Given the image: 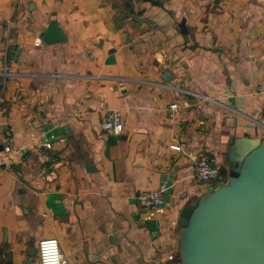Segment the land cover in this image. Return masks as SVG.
Here are the masks:
<instances>
[{"label":"crops","instance_id":"crops-1","mask_svg":"<svg viewBox=\"0 0 264 264\" xmlns=\"http://www.w3.org/2000/svg\"><path fill=\"white\" fill-rule=\"evenodd\" d=\"M52 21L67 41L43 45ZM41 133L52 150L0 163V264H40L46 239L66 264H180L181 211L210 189L196 161L225 172L264 139V0H0V155Z\"/></svg>","mask_w":264,"mask_h":264},{"label":"water","instance_id":"water-1","mask_svg":"<svg viewBox=\"0 0 264 264\" xmlns=\"http://www.w3.org/2000/svg\"><path fill=\"white\" fill-rule=\"evenodd\" d=\"M66 41L57 21L41 36L43 45ZM227 163V182L181 211V264H264V139L238 140Z\"/></svg>","mask_w":264,"mask_h":264},{"label":"built area","instance_id":"built-area-1","mask_svg":"<svg viewBox=\"0 0 264 264\" xmlns=\"http://www.w3.org/2000/svg\"><path fill=\"white\" fill-rule=\"evenodd\" d=\"M39 45V43L37 44ZM205 101H210L209 98L201 97ZM170 109L177 112L180 109L179 104H173ZM104 131L121 133L124 130L123 118L120 111L110 112L102 122ZM56 136L54 133H41L39 137H34L31 144L23 145L19 148L6 147L5 153L0 155V163H6L13 154H21L30 149L31 145H41L45 149L52 150L55 147ZM173 150L181 152L182 148L173 146ZM225 174L221 167L208 157H202L196 161L195 178L202 184H207L210 187H218L224 184ZM165 186L162 185L158 190L141 192L138 195L143 211V222L154 220L156 213H162L166 207V199L164 196ZM38 256L40 264H66L60 243L57 239H46L38 245ZM170 261L175 260V254L168 256Z\"/></svg>","mask_w":264,"mask_h":264},{"label":"rangeland","instance_id":"rangeland-1","mask_svg":"<svg viewBox=\"0 0 264 264\" xmlns=\"http://www.w3.org/2000/svg\"><path fill=\"white\" fill-rule=\"evenodd\" d=\"M227 169V171H225V172H223L226 176H225V181H224V183H226V181L228 180V178H226V177H229V174H228V168H226ZM206 186H207V184H205ZM61 247V246H60ZM62 251V250H61Z\"/></svg>","mask_w":264,"mask_h":264},{"label":"trees","instance_id":"trees-1","mask_svg":"<svg viewBox=\"0 0 264 264\" xmlns=\"http://www.w3.org/2000/svg\"><path fill=\"white\" fill-rule=\"evenodd\" d=\"M181 264V262H179Z\"/></svg>","mask_w":264,"mask_h":264}]
</instances>
